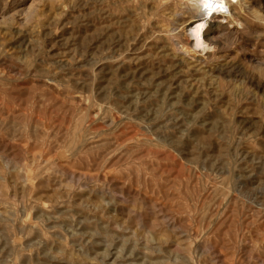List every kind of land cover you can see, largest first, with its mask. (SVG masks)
Listing matches in <instances>:
<instances>
[{
    "label": "rangeland",
    "instance_id": "374dc122",
    "mask_svg": "<svg viewBox=\"0 0 264 264\" xmlns=\"http://www.w3.org/2000/svg\"><path fill=\"white\" fill-rule=\"evenodd\" d=\"M195 1L0 0V264H264V0Z\"/></svg>",
    "mask_w": 264,
    "mask_h": 264
},
{
    "label": "bare ground",
    "instance_id": "6f19581e",
    "mask_svg": "<svg viewBox=\"0 0 264 264\" xmlns=\"http://www.w3.org/2000/svg\"><path fill=\"white\" fill-rule=\"evenodd\" d=\"M246 1V0H245ZM196 2V4H197V7H198V10H197V13L195 14V15H193V17H192V19H193V24L189 27V28H187V35L192 39V42H193V45H192V43H191V45L192 46H194V49L195 48H199V47H201V46H203L205 43H206V41H209L210 42V44H219L220 43V41H221V39H222V35H218V33L216 32V31H212V29L210 30V32L208 33V29L210 28V19L213 17V16H211V14L212 13H216V11L217 10H221V9H225V5H224V0H196L195 1ZM206 3H208L210 6L209 7H205V4ZM108 8V7H107ZM194 13V12H193ZM213 14V15H214ZM146 20L147 21H150V18L149 17H147L146 16ZM172 22H174V21H171V22H169V25H170V23H172ZM191 22V21H190ZM189 24V23H188ZM187 24V25H188ZM175 26V25H174ZM209 27V28H208ZM158 29V28H157ZM159 30V29H158ZM169 32H171V31H169ZM176 32V31H175ZM173 33V32H172ZM177 33V32H176ZM156 34V33H155ZM174 34V33H173ZM172 34V35H173ZM173 36H175V35H173ZM177 36V35H176ZM174 38V37H173ZM172 38V39H173ZM180 42V41H179ZM206 45V44H205ZM174 46V45H173ZM204 47V46H203ZM207 47V45L205 46V48ZM193 48V47H192ZM181 49V48H180ZM185 50V49H184ZM193 50V49H192ZM196 50V49H195ZM120 55V54H119ZM113 58V55L112 54H109L108 56H107V59H112ZM101 60H102V58H101ZM109 61V60H108ZM136 70V69H135ZM222 70V69H221ZM108 72H109V70H108ZM136 72H137V70H136ZM133 73V76L131 77L132 78V80H136V78H138V80H141V81H139V84H137V85H145L144 83V81L145 80H147L148 81V83H149V86H151V87H156L157 89H156V95H157V93H159L160 91H162L161 89L163 88V85H160V84H158L157 83V75H152V76H150V77H148V78H145L143 75L146 73L145 71L144 72H141V74L140 75H138L137 73ZM220 72V71H219ZM222 72V71H221ZM231 72V71H230ZM102 73V71H100V74ZM112 74V73H111ZM139 76V77H138ZM148 76V75H147ZM99 79V82H98V85H99V89H100V91H99V96L101 95V93H102V91H101V89H102V80H103V78L104 77H102V75L101 76H99L98 77ZM137 80V81H138ZM109 81V80H108ZM180 86V85H179ZM165 87V86H164ZM164 90V89H163ZM167 90H168V88H167ZM139 92H140V88H139ZM138 92V93H139ZM138 93H136V94H138ZM103 94V93H102ZM136 97H137V99L136 98H134V99H136L137 101H138V99H140V97L139 96H137V95H135ZM126 96H124L123 98H125ZM172 97V96H171ZM142 98V97H141ZM164 98V97H163ZM127 99V98H126ZM132 99V98H131ZM146 99V98H145ZM144 100V99H143ZM142 100V101H143ZM125 101H127V100H125ZM133 101H135V100H133ZM171 101V100H170ZM128 103H131V102H128ZM142 103V102H141ZM140 103V104H141ZM144 103V102H143ZM137 104H138V102H137ZM161 104H163V103H161ZM98 105V107L97 108H99V111L98 112H101L102 110H103V107L104 106H106V105H104L103 103H100V104H97ZM132 105H134V103L132 104ZM120 106V105H119ZM124 107V106H123ZM137 107V106H136ZM140 107H141V105H140ZM140 107H138L139 109H141ZM145 107H146V105H145ZM122 108V107H121ZM120 108V110H126V108H122L121 109ZM128 108H129V104H128ZM133 108V107H132ZM132 108H131V111H132ZM116 110H118L117 109V107L115 108ZM134 109V108H133ZM143 109V108H142ZM141 109V110H142ZM119 111V110H118ZM136 111V110H135ZM140 111V110H139ZM98 112H97V114H98ZM122 112V111H121ZM125 112V111H124ZM129 112V111H128ZM137 112V111H136ZM119 113H120V111H119ZM123 113V112H122ZM140 113V112H139ZM99 114H101V113H99ZM98 114V115H99ZM124 114H126V112L124 113ZM137 114H138V112H137ZM121 115V114H120ZM131 116V115H130ZM171 116V115H170ZM97 117V116H96ZM101 117V116H100ZM129 118V117H128ZM172 119V118H171ZM174 119V118H173ZM176 120V119H175ZM172 121V120H171ZM172 122H174V121H172ZM161 124V123H160ZM150 128V127H149ZM157 133V132H156ZM153 134V133H152ZM168 139V138H167Z\"/></svg>",
    "mask_w": 264,
    "mask_h": 264
},
{
    "label": "snow or ice",
    "instance_id": "6c2138e0",
    "mask_svg": "<svg viewBox=\"0 0 264 264\" xmlns=\"http://www.w3.org/2000/svg\"><path fill=\"white\" fill-rule=\"evenodd\" d=\"M210 5L208 3L205 4V7H209Z\"/></svg>",
    "mask_w": 264,
    "mask_h": 264
}]
</instances>
